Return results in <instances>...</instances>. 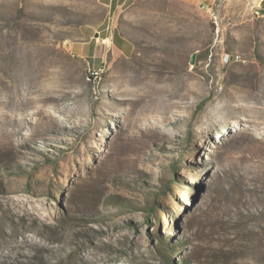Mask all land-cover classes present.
<instances>
[{"label":"rangeland","instance_id":"374dc122","mask_svg":"<svg viewBox=\"0 0 264 264\" xmlns=\"http://www.w3.org/2000/svg\"><path fill=\"white\" fill-rule=\"evenodd\" d=\"M0 264H264V0H0Z\"/></svg>","mask_w":264,"mask_h":264},{"label":"crops","instance_id":"0c3cea01","mask_svg":"<svg viewBox=\"0 0 264 264\" xmlns=\"http://www.w3.org/2000/svg\"><path fill=\"white\" fill-rule=\"evenodd\" d=\"M98 35L91 36L89 40H84L80 42L73 43L71 48L72 51L85 59L86 61H89L92 65H97L95 57L98 50H100V58H101V49L99 48L100 45V39H102V36L97 37ZM92 45L93 48L87 49V45ZM77 45H79V48H77ZM103 63V60H100V65Z\"/></svg>","mask_w":264,"mask_h":264},{"label":"built area","instance_id":"2783aa9c","mask_svg":"<svg viewBox=\"0 0 264 264\" xmlns=\"http://www.w3.org/2000/svg\"><path fill=\"white\" fill-rule=\"evenodd\" d=\"M90 73H91L90 76L92 77H96L98 75V71L95 70H91Z\"/></svg>","mask_w":264,"mask_h":264},{"label":"water","instance_id":"95a60500","mask_svg":"<svg viewBox=\"0 0 264 264\" xmlns=\"http://www.w3.org/2000/svg\"><path fill=\"white\" fill-rule=\"evenodd\" d=\"M195 62V54H193L192 58H191V63Z\"/></svg>","mask_w":264,"mask_h":264}]
</instances>
